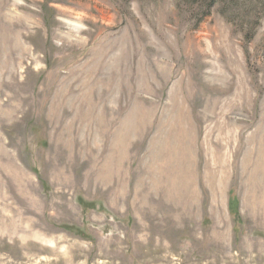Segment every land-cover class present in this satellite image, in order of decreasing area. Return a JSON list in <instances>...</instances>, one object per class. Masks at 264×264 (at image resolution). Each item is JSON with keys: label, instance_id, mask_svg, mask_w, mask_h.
Returning a JSON list of instances; mask_svg holds the SVG:
<instances>
[{"label": "rangeland", "instance_id": "374dc122", "mask_svg": "<svg viewBox=\"0 0 264 264\" xmlns=\"http://www.w3.org/2000/svg\"><path fill=\"white\" fill-rule=\"evenodd\" d=\"M0 264H264V0H0Z\"/></svg>", "mask_w": 264, "mask_h": 264}, {"label": "trees", "instance_id": "16d2710c", "mask_svg": "<svg viewBox=\"0 0 264 264\" xmlns=\"http://www.w3.org/2000/svg\"><path fill=\"white\" fill-rule=\"evenodd\" d=\"M232 200V199H231ZM230 208H231V213L234 214L236 216V221H238L240 219V216H239V213H238V210H235L234 208H232V201L230 203Z\"/></svg>", "mask_w": 264, "mask_h": 264}, {"label": "crops", "instance_id": "0c3cea01", "mask_svg": "<svg viewBox=\"0 0 264 264\" xmlns=\"http://www.w3.org/2000/svg\"><path fill=\"white\" fill-rule=\"evenodd\" d=\"M189 127H191V129L193 130V128H195L196 129V131L195 132H197L198 133V128L194 125V124H191V125H189ZM194 131V130H193Z\"/></svg>", "mask_w": 264, "mask_h": 264}]
</instances>
